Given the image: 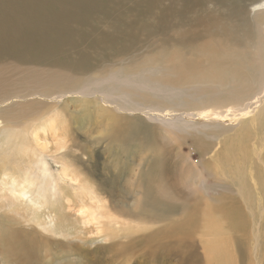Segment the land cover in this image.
Wrapping results in <instances>:
<instances>
[{"label":"bare ground","instance_id":"bare-ground-1","mask_svg":"<svg viewBox=\"0 0 264 264\" xmlns=\"http://www.w3.org/2000/svg\"><path fill=\"white\" fill-rule=\"evenodd\" d=\"M118 1L0 0V213L8 217L0 216V264H41L44 252L63 264L239 260L225 229L241 225L240 213L207 162L230 164L238 177L245 125L264 127V6L246 8L253 28L236 29L228 46L209 39L190 57L155 54L84 79L131 47V31L109 36L91 23ZM215 32L200 19L191 35ZM154 62L162 69L149 70ZM72 100L91 110L74 130L64 118ZM75 131L89 145L78 154L69 150ZM100 145L113 154L98 181ZM50 165L61 166L56 178Z\"/></svg>","mask_w":264,"mask_h":264},{"label":"rangeland","instance_id":"rangeland-1","mask_svg":"<svg viewBox=\"0 0 264 264\" xmlns=\"http://www.w3.org/2000/svg\"><path fill=\"white\" fill-rule=\"evenodd\" d=\"M148 1L151 4H149ZM148 1L119 0L115 6H113L114 9L109 16L103 17L102 20L91 19V23H96L97 29L105 35L111 36L117 32L125 34L127 31H131L132 34H130L132 37L129 39L131 47L127 52L118 54L112 58L111 56H107V61L104 62V64L98 63L96 67L89 70L84 76V79L89 75L93 76L97 73L110 71V69L127 68L141 64L155 54H167V58L172 57V53H178L180 57H190L193 53L192 48H195L198 43L207 42L209 39L219 42L221 45L224 43L228 46L231 40L234 41L232 33H235L236 29H238L237 32L241 34L243 31L253 28L254 16L249 15L246 8H248L250 4H263L262 7L264 6V0ZM262 10L263 9L256 12V14L261 13ZM232 11H234V13H232ZM200 19L206 24L213 22L216 32L212 38H207L206 34L196 37L191 35L194 21ZM259 20L260 30L264 33L263 13L260 15ZM234 29L235 31L233 32ZM237 38L239 40H237L238 43H240V39L242 41L241 35ZM242 45L245 46L244 44ZM194 56H198V54L196 53ZM150 69L156 72V70L162 69V66L154 62L150 65L149 70ZM78 77H82V75ZM251 87L252 86H249L247 89L250 90ZM259 92L260 95L258 96H260L261 100L264 102V84L262 88L259 87ZM246 100L253 101V97ZM72 101V103L67 104L64 118L74 130L77 124L80 126L85 119L84 112H91V110L89 111L86 108V103L77 104L75 102L76 100ZM80 134L81 131L80 133L76 132V134L70 137L74 145L73 147L70 146L69 150L71 149V152L77 150L74 152L76 154L80 152L82 146L85 147L87 145L86 147H89L88 144H85V138ZM262 134H264V127H261L257 121L245 125L248 154L241 163L237 164L239 169L238 177H236L235 170H232L230 164L216 167V164L213 162H207L209 165L208 171L214 176L211 178L212 181L220 183L224 185L225 188L230 189L231 202L240 213L241 225L236 228L231 227L230 230L225 229L226 235L230 237L229 239L233 249L237 251L235 254L238 255L239 258L237 262L235 258L234 264H264V144L262 145L261 156H258L253 149L258 145ZM3 145H1L0 148L3 147V150H5L6 145ZM98 149H101L100 152ZM3 150L1 149L0 153ZM96 150L98 154L95 156V164H97V171L95 173L98 172L97 174L99 177L96 174V179L99 181V178H101L100 175L102 174L100 165L102 166L104 164L103 160H110L109 153L113 154V150L108 153L104 151L102 145L98 146ZM195 150L196 147L194 145L184 148V152L187 153L190 151L191 156L195 153ZM3 153L4 151L0 154V166L5 162ZM26 157L27 156L22 158L21 161H27L28 158L26 159ZM70 160L73 165L79 166L78 161L73 160L71 156ZM197 160L198 159L194 158L195 162ZM27 164L31 166L30 162H27ZM60 168V165L49 166L55 178L57 176L56 172L59 171ZM16 171L20 172L14 174L17 176L21 175L19 176V178H21L23 174L21 171H23V169L16 165ZM68 190L72 196L75 195L76 192H79L78 188H69ZM0 216H3L4 219L8 218L2 213H0ZM73 237L74 236L70 237L71 242L75 244L78 243V239H73ZM79 237L80 234L75 236V238ZM56 238L57 240L62 239L64 241V238ZM43 255H45L43 256L45 258L44 262H41V264L64 263V261L53 263L51 262L52 260L49 254H45L44 252Z\"/></svg>","mask_w":264,"mask_h":264}]
</instances>
